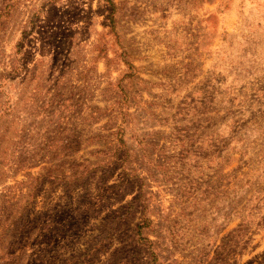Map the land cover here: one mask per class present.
<instances>
[{"label": "rangeland", "instance_id": "374dc122", "mask_svg": "<svg viewBox=\"0 0 264 264\" xmlns=\"http://www.w3.org/2000/svg\"><path fill=\"white\" fill-rule=\"evenodd\" d=\"M0 264H264V0H0Z\"/></svg>", "mask_w": 264, "mask_h": 264}]
</instances>
